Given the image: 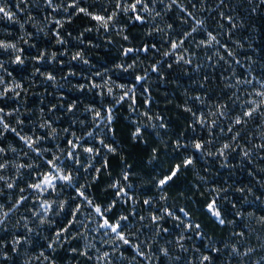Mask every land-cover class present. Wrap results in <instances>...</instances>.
<instances>
[{"label": "snow or ice", "instance_id": "1", "mask_svg": "<svg viewBox=\"0 0 264 264\" xmlns=\"http://www.w3.org/2000/svg\"><path fill=\"white\" fill-rule=\"evenodd\" d=\"M241 3L0 0V264H264V0Z\"/></svg>", "mask_w": 264, "mask_h": 264}, {"label": "trees", "instance_id": "2", "mask_svg": "<svg viewBox=\"0 0 264 264\" xmlns=\"http://www.w3.org/2000/svg\"><path fill=\"white\" fill-rule=\"evenodd\" d=\"M232 3L238 6L237 10L240 11L242 15H246L247 14L246 11H245L246 8H247V4L246 3L242 4L241 0H232ZM259 19L260 18L258 17L257 20L259 21ZM3 26H4L3 24H0V27H3ZM258 26H259V24H258ZM76 27H77L76 24H74V25L69 27V30L73 31V35H76V31H75ZM28 30L29 31L32 30L30 25L28 26ZM133 31L134 32H139L140 29L136 28V29H133ZM246 34L247 33H243L242 35H246ZM92 38L95 39L94 36ZM47 43H48L47 41H44V40L41 41L42 45L43 44H47ZM52 43H54V41ZM255 43H256L257 47H260L262 45V43H264V41H261L260 39H257ZM93 51H94V54L91 56V58H92L93 63L96 65L97 68H99L100 70H103L104 67H109V68L113 67V62L116 61V56H117V54L115 52V49H111L110 50L107 47H100V48L95 49ZM249 54H251V53H249ZM77 67L80 68V67H83V66H77ZM29 71H30V69H29ZM85 71H87L86 68H85ZM113 78L116 79V75H114ZM176 82L182 83L184 85H189L190 84V82L187 80V77H182L178 81H174L173 83H170L167 86L166 89L164 88V86H162L161 87V91L168 90V91L171 92V91L176 90V87H175ZM38 91H42V89H38ZM65 94H68V89L67 88L65 89ZM72 95H75V94L73 93ZM154 96H156L157 99H160V96H159L158 93L154 92ZM159 107L160 108L164 107V103H163L162 100H161V103H160ZM124 115L126 116L127 113L125 112ZM168 115H171V116L175 117L176 114H175V112H171V113H168ZM128 123H129L128 120L122 119L121 126L123 127L124 125H127ZM124 131L126 132L127 129L124 128ZM241 179H245V182H246V178L244 177L243 174H241ZM96 191H97V194L100 195V193L102 192V187H98L96 189ZM211 230L215 231L217 236H221V235L226 236L227 235V233H222L220 230L215 229V228H213ZM253 243H255L254 239H253Z\"/></svg>", "mask_w": 264, "mask_h": 264}]
</instances>
